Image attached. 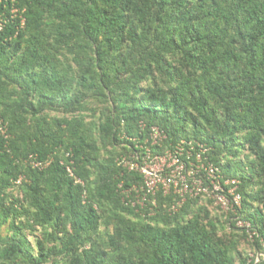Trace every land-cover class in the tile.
Listing matches in <instances>:
<instances>
[{
  "label": "trees",
  "instance_id": "obj_1",
  "mask_svg": "<svg viewBox=\"0 0 264 264\" xmlns=\"http://www.w3.org/2000/svg\"><path fill=\"white\" fill-rule=\"evenodd\" d=\"M0 121V264H264V0H0ZM154 126L211 147L253 237L123 202Z\"/></svg>",
  "mask_w": 264,
  "mask_h": 264
},
{
  "label": "built area",
  "instance_id": "obj_2",
  "mask_svg": "<svg viewBox=\"0 0 264 264\" xmlns=\"http://www.w3.org/2000/svg\"><path fill=\"white\" fill-rule=\"evenodd\" d=\"M13 12H17V8L14 7ZM141 126L144 128L143 123ZM166 138L167 134L154 126L145 142L137 145L141 150L117 159L124 171L142 176L141 183L129 186L124 181L119 183L123 202L143 216H154L161 207L160 194L171 198L167 207L171 213L178 212L190 199L205 196L226 215L233 214L236 226L247 229L253 237L255 231L251 230V223L239 214L242 209L239 180L225 178L222 169L210 158L211 147L183 139L174 148L154 152L153 147L162 146ZM68 170L73 175L70 166Z\"/></svg>",
  "mask_w": 264,
  "mask_h": 264
},
{
  "label": "rangeland",
  "instance_id": "obj_3",
  "mask_svg": "<svg viewBox=\"0 0 264 264\" xmlns=\"http://www.w3.org/2000/svg\"><path fill=\"white\" fill-rule=\"evenodd\" d=\"M212 208H213V210H214L215 212H218V209L216 208V206H212ZM7 227H8V225H3V226H2V231H3L4 234H6V232H7ZM245 245H246L248 248L250 247L249 244H247L246 242H245ZM244 251L249 252L250 255H254V252H251L250 249H244Z\"/></svg>",
  "mask_w": 264,
  "mask_h": 264
}]
</instances>
